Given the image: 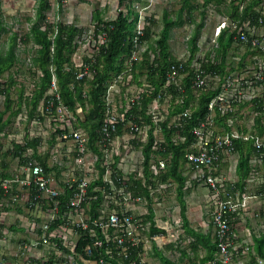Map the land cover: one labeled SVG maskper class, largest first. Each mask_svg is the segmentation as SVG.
Returning a JSON list of instances; mask_svg holds the SVG:
<instances>
[{"label":"built area","instance_id":"obj_1","mask_svg":"<svg viewBox=\"0 0 264 264\" xmlns=\"http://www.w3.org/2000/svg\"><path fill=\"white\" fill-rule=\"evenodd\" d=\"M262 7L259 11L264 15V5ZM223 30L233 34V45L245 46L249 51L247 61L252 68L246 77L241 76L238 67L234 71L227 67L224 71L220 69L222 57L218 53V38ZM255 30L257 27L249 21L239 24L223 20L215 31V48L210 53L196 54L191 63L189 59L172 63L165 84L158 90L146 80L143 82L142 76L135 78V63L143 60L137 56L142 55L140 48L147 45L138 44L144 32L138 28L134 39L136 49L124 58L123 69L112 75L102 97L105 112L99 132L104 138L96 144L99 152L86 143L88 133L86 136L84 130L75 128L77 115L66 106L61 104L54 109L53 103L48 101L47 109L45 104L37 109L41 111L42 122L48 117L58 118L65 127L52 129L47 139L40 134L28 137L41 140L36 147L22 145L26 149L19 156L21 177L0 183L4 191L0 205L8 200L21 207L16 220L26 233L13 264H38L40 260H44V264H149L146 252L150 223L142 218L143 213L136 215L140 206L148 205V199L129 188V185L136 186L134 181L145 178V156L140 149L148 145L152 132V155L165 150L162 147L165 143L163 124L173 132L171 142L174 145L185 143L187 136L182 132L192 118L196 102L210 92L215 96L208 104L207 114L199 117L191 128L192 141L184 155L193 170L191 181L208 191L206 203L215 230L216 252L207 264H245L249 257H255V240L264 237V175L257 190L251 187L260 169L264 170V36H258ZM101 36L105 39L100 44L97 41L96 50L103 45L108 47L106 34L97 38ZM158 53H152L151 64ZM188 86L192 103L184 112L172 115L174 107L183 104L188 97L182 95ZM133 87L134 94L129 91ZM54 90L52 95L59 98L55 81L51 92ZM151 96V102L145 107V98ZM119 98L123 105L114 107V99ZM246 105L253 110L250 126L243 122L249 118L243 112ZM134 106L143 111L134 112ZM59 121L53 120L54 124L61 125ZM125 123L129 127H125ZM123 124L122 133L118 134L117 129ZM125 135L128 140L119 142ZM56 140L60 145L58 151H55ZM69 140L73 141L69 146L73 148L72 158L68 157V163L63 165L64 162L56 159L67 150ZM43 141L48 147L38 150ZM238 144L252 146L249 173L244 180H240L237 172ZM123 149H127L126 153L130 151L127 155L130 158L136 150L142 153L143 160L134 165L135 174L128 173V164H120L119 150ZM40 157H48L50 171L43 167ZM168 160L158 156L150 167L152 174L158 176L165 171ZM101 169H104L102 175ZM142 184L145 186L144 182ZM155 186H148L154 202L157 194H162L170 185ZM247 215L258 221L254 232L245 227L244 233L238 226L247 223ZM82 242L84 245L79 250ZM47 248L50 250L44 251ZM43 251L50 256L42 255Z\"/></svg>","mask_w":264,"mask_h":264},{"label":"trees","instance_id":"obj_2","mask_svg":"<svg viewBox=\"0 0 264 264\" xmlns=\"http://www.w3.org/2000/svg\"><path fill=\"white\" fill-rule=\"evenodd\" d=\"M37 8L35 11V21L29 32L21 40L24 44H34L39 48H35L34 56L31 58V63L29 69L31 73L34 74V90L32 96L25 95V87L20 84L15 79L13 73L9 74V78L0 81V95L5 97L4 110L0 112V147L1 146V134L5 133L9 126L13 124L14 118L22 111V106L25 103L27 111L28 120H43L41 114H37L38 106L40 101L44 100L45 108L47 109L48 101L53 103V108L55 109L59 105H64L66 108L77 115L78 123L75 124V128H81L88 133L89 145L95 151L99 152L96 147L97 142L103 140V135L100 134V129L103 127L102 121L104 118L105 106L102 100L103 95L106 91L107 82L111 79L113 74L119 73L123 69L124 58L132 55V52L136 49V44L134 39L137 36L135 28V21H137V13H133L129 9L128 14L119 13L116 20L104 21L98 11L94 13V21L96 22L95 37L97 38L101 34L105 33L107 36V44L101 46L99 51L93 55V57L84 56L83 65L76 67L73 62V54L75 53V40L80 33V29L74 25H67L64 23H49L45 15L46 11L51 9V3L48 0H36ZM123 0H120L122 2ZM264 0H204L203 8L207 9L209 7H215L217 13L226 19L239 24L249 21L252 26L262 27L264 26V15L259 11L263 7ZM59 4V3H58ZM189 5L188 1H185L182 8L179 10V14L176 19H172L168 13H165L163 21L164 26L158 36V39H153V30L150 27H146L142 35L139 36V45L147 44V49L143 54V60L141 62L135 63V78L144 75L146 72L147 81L149 84L154 85L158 90L165 84L167 72L169 66L177 62L178 60L171 54L170 51V36L171 29L175 26H179L182 23L183 10ZM60 8V4L58 5ZM190 14L192 12L190 11ZM135 15L134 21L130 22V18ZM205 16V13H202ZM132 16V17H131ZM152 24L155 23L154 20L151 21ZM42 24L44 27H42ZM151 24V25H152ZM2 28L0 27V36L2 34ZM197 36L195 34L191 41L192 49L189 58V63L195 58L198 52ZM18 35L12 34L9 37V46L7 51L3 54L0 51V79L6 71H10L14 66L17 65V55L15 48L17 46ZM219 50L218 53L221 55V67L222 71L226 68V56L229 49L235 43L233 34L227 33V31L222 32L218 38ZM149 43V45H148ZM53 49V50H52ZM156 60L153 64L150 62L149 53L156 54ZM208 71H215V69L207 68ZM40 71L42 76H39L36 72ZM91 74V75H89ZM56 80V85L58 88L57 98L55 95L49 94L51 90L53 80ZM19 87V106L17 109H13V101L11 99V91L13 88ZM188 96L183 104L176 105L171 111L172 115L184 112L189 108L192 93L189 86L186 88L184 94ZM180 96V95H179ZM215 96L214 92L203 94L198 104L195 107L192 118L188 121V125L182 132L187 136L185 143H181L175 146L170 143L165 152H160L164 158H170L168 160L167 168L160 175L154 176L150 171V159L152 155L153 146V136L150 132V141L146 145L145 153V167L144 173L145 178L134 181L136 187L129 188L133 189L136 194H142L149 201L147 215L145 221L150 222V232L149 237L164 234L165 231L158 229L155 225L153 200L150 196V191L148 186H155V181L153 178H160L161 182H168V180L173 179L178 184L177 192L179 204L181 207V217L184 223L186 233L194 238L192 246L194 252L197 251L196 244H207L209 246V259L214 256L216 252V247L211 243L209 235H204L197 233L190 228L189 221L187 219V209L184 200L185 193L183 191L184 184L186 182V177H184L181 170V165L185 163V152L186 148L190 145L192 137L190 135V130L196 125L197 119L199 117H204L208 112V104L211 99ZM152 100L151 97H146L144 101V106L146 107ZM81 108L84 113V119H80L77 114V109ZM134 112H142L143 110L138 109L134 106ZM7 112L9 115L5 118ZM163 129L166 138L170 140L172 136V131L167 130V124H163ZM118 134L122 133V126L120 125L117 129ZM41 138L29 139L28 136L25 137V146L36 147L40 142ZM106 142V141H104ZM26 147L14 143V153L15 157L22 156L25 152ZM238 150L240 153V160L237 167V172L240 180H244L249 173L248 160L252 154L251 144H238ZM43 162V167L47 168V164ZM3 168H7L8 164H2ZM98 168L100 165L98 164ZM50 171V169L47 168ZM104 169H101L100 174ZM2 178H6L7 174L2 173ZM145 183V186L142 184ZM4 191L0 186V197L3 195ZM17 207V206H15ZM84 242L81 243L79 250H82ZM257 253L264 256V237L256 238L255 240ZM142 249V247L140 248ZM162 264H176L169 260L167 257L158 254L157 255ZM208 259V260H209Z\"/></svg>","mask_w":264,"mask_h":264},{"label":"rangeland","instance_id":"obj_3","mask_svg":"<svg viewBox=\"0 0 264 264\" xmlns=\"http://www.w3.org/2000/svg\"><path fill=\"white\" fill-rule=\"evenodd\" d=\"M51 3V9L46 11L45 15L49 23H64L67 25H74L80 29L78 46L76 48L77 53L73 54V62L76 67L81 66V62H83V57L87 54V56H91L95 52L97 53L99 50H96L95 45L97 41H103L105 38L101 36L96 38L94 36L96 31V22L94 21V13L98 11L104 21L116 20L119 13L128 14L129 9L135 14L137 13V17H139V23L137 24L136 30L139 28L140 31L145 27H150L153 30L152 36L153 39H158L160 32L164 26V15L168 13L172 19H176L179 14V10L184 5L185 1L189 2V5L186 9L183 10L182 15V23L179 26H175L171 29L170 36V51L171 54L177 59L181 61H188L191 55L192 44L191 41L194 38L195 34L198 33L197 36V45H198V53L203 51L211 52L215 48V31L217 26L223 21L227 19H221L219 17L217 10L215 7H209L204 9L203 3L204 0H48ZM60 4V8L58 5ZM37 8L36 0H0V27L3 29L2 34L0 36V51L4 54L8 49L9 37L12 34L18 35L17 46L15 48V52L18 58L17 65L14 66L10 71H6L3 73L1 82L9 78V74L13 73L15 75V79L20 84L25 87V95L31 96V91L33 90V81L34 74L31 73L29 67L31 66V58L34 56V44H24L21 38H24L25 35L29 32V29L32 27L33 22L35 21V11ZM190 11L192 14H190ZM205 13V16L202 15ZM134 16V15H132ZM131 16V17H132ZM151 18V21L154 20L155 23L152 25L148 19ZM228 21V20H227ZM152 23V22H151ZM42 27L44 25L42 24ZM255 33L258 36H264V26L257 27ZM107 43V42H106ZM149 45V43H148ZM147 48V45L140 48L142 55L138 54L137 58L139 60L143 59V54ZM247 49L242 45H233L229 50V53L226 56V67L232 68L233 71L237 69L238 64L242 63L243 60H238L236 55H240L243 57ZM151 60H154V55L149 53ZM197 56V55H196ZM221 61V59H219ZM246 64V63H245ZM252 68V65H248L246 70L240 69L238 70L242 77H246L247 74H250L248 71ZM232 72V71H231ZM39 76L41 73L39 71L36 72ZM230 73V72H227ZM91 75V74H89ZM143 82L147 81V77H140ZM146 80V81H145ZM148 82V81H147ZM19 87L13 88L11 91V99L13 101L12 107L13 109H17L19 106ZM134 94L135 88H131L129 90ZM53 92L50 93H54ZM49 93V92H48ZM263 96V93L260 94ZM5 97L0 95V112L4 110L5 106ZM26 103V102H25ZM23 104L22 111L14 118V122L12 126H9V129L5 131V133L1 134V146L0 147V183L5 179L16 180L21 177L22 174V160L19 157H15L14 153V143H20L24 145L25 137L29 138L32 135H42L47 139L48 135L52 132V129L55 128H63L65 125H62V121L59 119H55L52 117H48L44 122L42 121H34L27 119V111L28 108L26 104ZM123 103L120 102L119 99H114V107ZM41 106V104H40ZM40 110V107L38 108ZM41 111H37V114H40ZM243 112L248 114V117L243 122L247 125H251V116L253 113L252 107L246 105L243 107ZM10 112H7L5 118L9 115ZM77 114L80 119H84V113L81 108L77 109ZM62 118V116H61ZM53 120L59 121L61 125L57 123L54 124ZM248 126V127H249ZM124 124L122 125V128ZM125 127H129L128 123H125ZM83 130V129H82ZM86 136L87 132L84 130ZM129 137L127 135L124 136L122 140L119 142L124 143V140H128ZM86 143H89V139ZM73 144V141L69 140L67 142V150L56 160L58 162H64L63 165L68 163V157L72 158L70 152L73 150L72 147H69ZM56 150L60 147L59 142L56 140L55 144ZM89 145V144H88ZM48 147L47 142L43 141L41 147L38 150H43ZM69 147V148H68ZM90 147V145H89ZM91 148V147H90ZM13 151V153H11ZM127 149L119 150L120 154V164H128L127 171L129 174L136 173V167L134 165H138L140 161L143 160L141 157L142 153H139V150L134 152V155L130 158ZM67 154V156H66ZM21 157V156H20ZM127 159V162H123V160ZM7 163V168H3L2 164ZM7 174L6 178H2L1 174ZM264 175V170L259 171V174L256 176L254 182L251 183V187L253 190H257L258 186L261 183V179ZM17 186V185H14ZM174 187V186H173ZM169 188V187H168ZM191 193V192H190ZM187 193L186 197L190 194ZM176 190L175 188H171L167 191V197L165 206H162L159 209L161 214L167 216L166 210L169 209V212H173L175 214V208L179 206V203L176 198ZM207 199V198H206ZM196 200L200 204L203 205L204 211L207 212L209 206L205 202L204 192L203 190L196 193ZM3 206V207H2ZM259 207V206H256ZM6 208V209H5ZM21 210V207H15V205L9 203L8 200L3 202V205H0V264H13L14 257L18 252L19 245L25 235L19 228V224L16 220V214ZM170 217L172 221L173 218ZM247 223H251L255 226L256 221L252 219L249 215H247ZM206 218V217H205ZM258 222V221H257ZM261 223V221H259ZM150 223V222H149ZM175 227V223L173 222ZM256 228V226H255ZM180 230V232H179ZM177 234H174V238H176V242L183 248L187 250V252H193L194 249L192 246V242L188 243V236L182 229L178 228ZM182 242H186V244H182ZM152 244V243H151ZM180 249L179 252H181ZM50 249H46L44 251H49ZM42 252V255L45 257H49L47 252ZM151 248L149 246V252ZM174 256L177 257V254L172 250ZM168 254L171 256L169 251ZM173 259L176 261L177 258ZM180 257V256H178ZM159 260V259H158ZM160 261V260H159ZM44 260H40L38 264H44ZM245 264H250L249 260L245 261Z\"/></svg>","mask_w":264,"mask_h":264},{"label":"crops","instance_id":"obj_4","mask_svg":"<svg viewBox=\"0 0 264 264\" xmlns=\"http://www.w3.org/2000/svg\"><path fill=\"white\" fill-rule=\"evenodd\" d=\"M263 5H264V3H263ZM218 16L221 17V19L225 18L221 15H218ZM228 35H229V33H228ZM232 46H231V48H232ZM228 53H229V51H228ZM248 54H249V51L247 49V52L245 53V55H243V57H241L240 55L235 56L236 58H238V60H241V61L243 60L242 63H237L239 69H244L249 64L250 61L249 60L247 61ZM29 97H31V96H29ZM192 101H193V99L191 100V103H192ZM196 103L198 104V101ZM40 104H41V106L43 104H45L44 100H41ZM41 106L39 105L38 107H41ZM172 135H173V132H172ZM163 136L165 139V143L162 145V147L165 150H163L162 152H165L168 145H170V143L173 144L171 142V139L173 136H171L170 140H168L166 138L165 132H163ZM180 144L181 143H179L178 145H180ZM178 145H175V146H178ZM140 150L142 151L143 155L145 156V153H144L145 148L140 149ZM160 152H154L153 155H151L150 166L152 165L153 162H156L158 160V156L163 157L162 154H160ZM171 156L172 155L170 154L169 159H171ZM39 160L44 161L47 164V168L49 167L48 157H40ZM181 170L183 172L182 175L184 177H186V179H187L185 184H184L183 191L185 193L184 200H185L186 209H187L186 215H187V219L189 221L190 228L193 229L194 231H196L197 233L209 235V237L211 239L212 246L213 245L215 246V230H214V227L212 225L211 214H210L209 208H208L207 212H205L203 205L200 204L199 202H197L196 200H193L194 198H196V193L199 192L200 190L201 191L203 190L204 198L206 200L208 191L205 187L198 185L194 181H191V175H192L193 170H192V167L187 163L186 159H185V163H183L181 165ZM160 180H161L160 178L154 179L155 184H156L155 188H158L159 185H164V184L170 185V187L167 188L165 191H163L162 194L158 193L157 194V201L156 202L153 201L154 202L153 203V209H154V213H155L154 221H155L156 227L158 229L165 231V233L155 235L152 237H148V246H150V248H151L150 252H149V249L146 252V259H147L148 263L149 264H162L158 260L159 258L157 256L158 254H161L176 264H207L208 261H210L214 257L213 256L212 258L209 259V257H210L208 254L209 253V249H208L209 246L207 244L204 245L202 243H200V244L198 243V244H196V246L198 248L196 252H194V251L193 252H187V250H184L183 248H181V246H179V244L175 241L176 238H174V236H175L174 234H177L176 232H178V228L179 229L181 228L182 231L185 232V234H187L185 227H184L182 217H181L180 204H179V206H177L175 208V210H177V211H175V214L173 212L170 213L169 209L166 210L167 216L166 215L164 216L163 214H161V211L159 212L158 208L165 206L166 200L168 199L167 191H169L171 188H175V190H176L175 200H177L179 203L178 192H177L178 184L175 181H173V179L168 180V182H161ZM187 193H190V194L186 197ZM148 205H149V201H148ZM148 205L144 204V205L140 206V208L138 209L139 211H136V215L143 213L144 215L142 218L145 220L147 215L149 214ZM17 213H19V212H17ZM168 215L173 218L172 221L170 220V217H168ZM173 222L175 223V227L173 225ZM257 224H258V222L256 221L255 226ZM238 226L241 227L243 232H244L245 227H247V229H251L253 232H254V228H255V226H253L251 223H246L244 225H243V223H240ZM20 230L25 235V237L23 238V240H24L26 238V233H25L23 228H20ZM179 232H180V230H179ZM186 237L188 238V243L194 242V238L192 236L188 235ZM182 244H186V242H182L181 245ZM180 249H183V250H181V252H179ZM254 249L256 252V256L248 258L250 261V264H260V263H258L259 261L264 262V256H261L260 254L257 253L256 245H255ZM172 250L177 254V257L174 256L173 254H171L172 252H170V251H172ZM167 251H169L171 256L169 254L167 256ZM178 256H180V257H178ZM174 257L177 258L176 261L173 259ZM13 259H15V257Z\"/></svg>","mask_w":264,"mask_h":264},{"label":"clouds","instance_id":"obj_5","mask_svg":"<svg viewBox=\"0 0 264 264\" xmlns=\"http://www.w3.org/2000/svg\"><path fill=\"white\" fill-rule=\"evenodd\" d=\"M134 18H135V15L132 17V18H130V22H132V21H134ZM226 19V18H225ZM149 21H150V24H152L151 23V18L150 19H148ZM228 20V19H227ZM137 23H139V17H137V21H135V27H136V25H137ZM135 29V28H134ZM145 29H146V27H145ZM145 31V30H144ZM225 31V30H224ZM94 36H95V34H94ZM80 37H79V35H78V37L76 38V40H75V53L77 52L76 51V48H77V44H78V39H79ZM29 45V44H28ZM35 48H39L38 46H34ZM35 50V49H34ZM53 50V49H52ZM73 57V56H72ZM124 62V61H123ZM40 72V71H39ZM41 73V72H40ZM41 76H42V73H41ZM35 81V80H34ZM34 81H33V90H34ZM53 81H55L56 82V80L54 79ZM33 90L31 91V93L33 92ZM51 92V90H49V94H52V93H50ZM6 201V200H5ZM16 206V205H15ZM1 213V212H0Z\"/></svg>","mask_w":264,"mask_h":264}]
</instances>
